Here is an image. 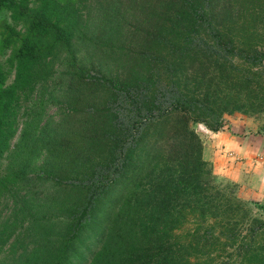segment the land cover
I'll list each match as a JSON object with an SVG mask.
<instances>
[{"label":"trees","instance_id":"1","mask_svg":"<svg viewBox=\"0 0 264 264\" xmlns=\"http://www.w3.org/2000/svg\"><path fill=\"white\" fill-rule=\"evenodd\" d=\"M88 1L0 0L10 20L0 21V52L16 45L6 59L8 84L0 63V164L7 161L0 198L13 204L0 222V250L8 244L13 253L3 264H264V216L204 177L202 145L190 127L216 132L224 114L264 113V36L244 21L229 28L218 17L220 0H167L151 13L155 23L140 42L139 66L103 78L75 61L76 46L86 42L81 8ZM221 10L225 19L229 8ZM230 30L248 32L251 42ZM60 51L76 95L57 104L64 116L81 113L97 133L84 145L77 136L78 163L99 147L117 148V162L104 164L111 176L87 188L82 205L62 213L65 202L54 199L58 213L38 217L30 211L34 201L16 195L26 155L47 141L42 111L28 113L24 104L51 78ZM21 115L24 127L12 145ZM44 148L52 157L56 147ZM41 175L62 185L51 173ZM99 204L102 228L92 236L98 248L87 261L77 248ZM253 207L264 214V201Z\"/></svg>","mask_w":264,"mask_h":264},{"label":"rangeland","instance_id":"2","mask_svg":"<svg viewBox=\"0 0 264 264\" xmlns=\"http://www.w3.org/2000/svg\"><path fill=\"white\" fill-rule=\"evenodd\" d=\"M166 1L89 0L85 7L81 8L82 13L85 14L86 42L82 48L76 46V65L103 78H112L127 66H139L138 53L142 49L140 42L144 34L152 30L155 23V17L151 13L160 10V6ZM217 6L219 19L224 23L229 20L227 22L229 28L235 22L244 21L243 23L254 25L258 29L254 33H259V37L264 36V0H220ZM223 6L230 11L228 14L226 10L225 19H221ZM228 16L230 17L227 18ZM1 20L10 22L8 12H0ZM16 28L22 31L21 25ZM229 33H239L242 39L251 42L249 39L251 34L248 32L230 30ZM15 46L0 52V63L8 73L6 84L12 79V70L8 69L6 59L12 55ZM66 57L65 51L58 53L51 65V78L46 85L36 89L31 99L24 104L28 113L42 111L40 124L45 123L42 126L45 127L42 136L47 138V141L37 143L33 151L26 155L23 170L25 180L23 182L21 179V183H24L23 188L17 189L16 195L17 197L24 195L23 197L32 199L34 202H30V211L38 217L42 214L48 216L58 213L53 207L59 206L50 205L54 199L65 202V205L61 206L62 213H65L67 207L82 205L88 194L87 188L90 191L98 189L101 183L99 179L111 176V170L104 168V164L113 162L111 163L113 167L117 162V148L106 150L99 147L78 163L77 157L82 154V150L81 144L76 145L74 142L77 136H80V142L84 145L89 137L97 136V133L89 125H85L86 119L81 117V113L64 116L62 108L57 104V100L68 102L76 95V89L67 74ZM106 96L108 100L111 99L104 91V97ZM95 102H100V99L96 98ZM25 119V115L18 118L16 134L11 140L12 145L18 143ZM222 122L223 125L217 132L225 130L232 135L230 141L224 136H213L217 132L208 130L201 123L190 125L202 145V158L205 162L204 177L246 203L252 214L263 217L264 214L254 209L253 204L264 201V113L233 112L224 114ZM225 125L226 128L223 129ZM47 142H50L52 147H56L52 157L44 148ZM6 163V159L2 160L0 175L7 171ZM41 173L55 175L62 181V185L43 178ZM259 183H262V188L258 186ZM71 184H82V187L71 190ZM12 205L9 197L0 198V222L11 212ZM99 208L100 204L97 206V209ZM103 211L102 208L95 211L93 218L87 221V227L82 232L83 242L77 248V256L84 257L87 261L92 255L90 251L98 248L97 242L93 244L95 237L92 236L102 228L98 219ZM53 226L54 231H60L62 228L61 223ZM12 254L8 244L3 246L0 250V261H2L0 264H3V259L9 260ZM220 256L224 257L225 254Z\"/></svg>","mask_w":264,"mask_h":264},{"label":"crops","instance_id":"3","mask_svg":"<svg viewBox=\"0 0 264 264\" xmlns=\"http://www.w3.org/2000/svg\"><path fill=\"white\" fill-rule=\"evenodd\" d=\"M234 125H235V123H234ZM225 128H226V125H225V127H223V129H225ZM216 132H217V131H216ZM226 134H227V136H226ZM213 136H215V137H221V136H224L225 139H227V141H230L231 138H232V135H230L229 133H227L225 130H223V131H219V132H217L216 134H214ZM253 176L255 177L256 175H253ZM258 186H259L260 188H262V183H259Z\"/></svg>","mask_w":264,"mask_h":264}]
</instances>
